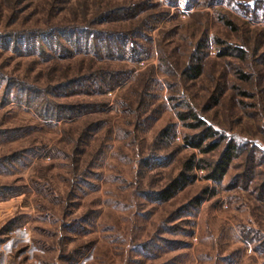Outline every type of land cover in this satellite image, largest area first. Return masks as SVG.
I'll use <instances>...</instances> for the list:
<instances>
[{
  "label": "rangeland",
  "instance_id": "rangeland-1",
  "mask_svg": "<svg viewBox=\"0 0 264 264\" xmlns=\"http://www.w3.org/2000/svg\"><path fill=\"white\" fill-rule=\"evenodd\" d=\"M0 264H264V0H0Z\"/></svg>",
  "mask_w": 264,
  "mask_h": 264
},
{
  "label": "trees",
  "instance_id": "trees-1",
  "mask_svg": "<svg viewBox=\"0 0 264 264\" xmlns=\"http://www.w3.org/2000/svg\"><path fill=\"white\" fill-rule=\"evenodd\" d=\"M185 72L188 73L190 78H196L202 72L201 64L199 62L191 64L187 67ZM180 117L182 119L187 117L191 118L194 123L191 122L189 126L196 129L201 128L204 131L203 134L196 133L185 136V141L189 146L199 149L202 152L213 151L218 147L217 142H208L204 144L207 139L215 137L217 133L210 126L206 125L205 122L195 114V112L189 113V115L180 114ZM163 132L168 134L166 129H164ZM203 145L204 147L202 148ZM238 150L239 146L234 141H229L228 144L225 145V148L221 151L219 157L213 163H210L207 178L214 182L220 181L226 174L229 164ZM193 166L194 161L192 158L185 161L184 170L170 180L165 187L157 191L156 198L164 201L168 200L178 190L183 188L190 180L189 171L193 169ZM196 199V201H198V198Z\"/></svg>",
  "mask_w": 264,
  "mask_h": 264
}]
</instances>
